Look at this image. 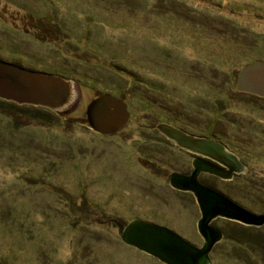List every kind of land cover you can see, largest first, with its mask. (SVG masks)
Segmentation results:
<instances>
[{"label":"rangeland","instance_id":"1","mask_svg":"<svg viewBox=\"0 0 264 264\" xmlns=\"http://www.w3.org/2000/svg\"><path fill=\"white\" fill-rule=\"evenodd\" d=\"M0 61L87 82L79 91L69 78L76 91L59 109L34 106L54 124L0 113V264H163L121 242L117 224L135 218L200 246L194 197L168 184L189 158L156 142L147 127L157 119L201 131L212 122L249 170L209 184L264 214V98L235 89L240 67L264 63V0H0ZM98 91L125 94L119 132L87 127ZM254 247L222 238L211 262L264 264V243Z\"/></svg>","mask_w":264,"mask_h":264},{"label":"water","instance_id":"2","mask_svg":"<svg viewBox=\"0 0 264 264\" xmlns=\"http://www.w3.org/2000/svg\"><path fill=\"white\" fill-rule=\"evenodd\" d=\"M236 89L264 97V63L254 61L240 68L236 76ZM76 91L72 80L59 74L33 71L0 61V99L17 104L59 109ZM89 128L108 135L121 130L130 118L125 101L110 95L91 99L85 108ZM156 128L182 149L192 151L223 165L195 159L189 174L172 172L168 177L171 188L189 192L199 209L196 229L202 243L197 246L170 229L139 218L125 224L118 223L121 242L141 251L163 264H212L210 253L223 232L213 226L216 218L227 219L245 226H264V214H257L238 203V199L197 180L200 172L229 180L233 172H242L237 158L213 139L187 135L168 124ZM249 170V167H247Z\"/></svg>","mask_w":264,"mask_h":264},{"label":"trees","instance_id":"3","mask_svg":"<svg viewBox=\"0 0 264 264\" xmlns=\"http://www.w3.org/2000/svg\"><path fill=\"white\" fill-rule=\"evenodd\" d=\"M50 71L53 72L54 74L62 75L68 79L69 78L76 79L77 80V89H79V91H81L87 85V82H85L83 80V77H81L80 75L76 76L75 74H73L74 72H71L70 70H61V69L56 70V69H54V70H50ZM79 77H81V78H79ZM92 85H94V83H92ZM120 90H123V89L120 88ZM110 92L111 91H98V93L96 94L95 97H98V96L104 95V94L110 95L109 94ZM117 92H118L119 97L121 99H123V100L126 99L124 96L125 94L123 92H120V91H117ZM224 104L225 103H221L219 101L215 105L217 107L219 106L218 107V109H219L220 107H224ZM19 106H23V105H19V104H16L14 102H10V101L0 99V113L3 115L12 116V115L17 113V114H22V116H25L27 118H30V119L35 120V121L40 122V123H44L47 125L54 124V119L50 118V115H49L50 113L48 111H47V113H45L43 111L41 112V111H38L37 109H35L36 107L33 106V107H28V109L26 107H24L23 111H21V113H18L17 110H19V109H16V108H18ZM60 114H62L61 116L67 115V117H69L68 115H70L71 113H65V111H63ZM60 114L59 115L57 114V115L60 116ZM86 123H87V121H86ZM14 126H16V125H14ZM87 127H89L88 124H87ZM233 226L235 228L233 231H231L230 229L228 231L222 230L223 231V237L222 238H225L227 240L234 242V244H236L237 246H244V245L248 246L249 245V246H251L252 249H255L254 246L256 245L257 242H258L259 246H261V242L264 243V234H259L260 238L257 235H255V237H254L253 234L251 232H249V229H250L249 226H245V225H242V224L234 222V221H233Z\"/></svg>","mask_w":264,"mask_h":264},{"label":"flooded vegetation","instance_id":"4","mask_svg":"<svg viewBox=\"0 0 264 264\" xmlns=\"http://www.w3.org/2000/svg\"><path fill=\"white\" fill-rule=\"evenodd\" d=\"M252 62H254V61H252ZM252 62H250V63H252ZM241 68V67H240ZM240 70V69H239ZM239 70H237L236 71V73H235V75L237 76V73H238V71ZM236 76H235V88H236ZM237 90V89H236ZM238 91V90H237ZM241 92V91H240ZM248 94H250V93H248ZM251 95H253V94H251ZM256 96V95H255ZM258 98H264V97H259V96H257ZM221 102V101H220ZM221 103H223V102H221ZM168 118V117H167ZM178 122V120H171V119H165V120H158L157 119V123L156 124H154V125H152V126H149V127H147V131H151V132H153L157 137H161V139L163 140H161V141H156V142H158L160 145L162 144V146H163V144H165V146L166 147H172V148H174V150H177V153H178V158L179 159H181L182 158V156L183 157H185V158H189V168L187 169V171H183V170H178V171H174V172H177V173H180V174H189L191 171H192V169H193V165H192V163H193V161L195 160V159H200V160H203V161H205V162H209V163H213V164H215L216 166H219V167H221V168H225L223 165H221V164H219L218 162H216V161H214V160H212V159H210L209 157H206V156H203V155H201V154H198V153H195V152H192V151H188V150H185V149H182L181 147H179L178 145H176L173 141H171L170 139H168L164 134H162L157 128H156V126L158 125V124H168V125H170V126H173V127H175V128H177V129H180L181 131H183L184 133H186L187 135H190V136H193V137H197V138H204V139H213V140H215V141H217V142H220L224 147H225V149H226V151L227 152H229V153H231L232 155H234L236 158H237V160H238V162L242 165V167H243V170H242V172H233V174H232V177H231V179H229V180H234V179H236V177L238 176V175H242V174H246V172H247V170H248V168H247V166L245 165V161L243 160V157L242 156H240V151L239 152H237L236 150H235V148L233 149V147L232 146H230V145H228L227 143H225L222 139H218V137H216L211 131H212V122H210L208 125H207V127H206V129H204L203 131H201V130H197V129H194V128H191V129H188L187 128V130L186 129H184V128H182V127H179L178 125H179V123H177ZM126 125V124H125ZM120 131V130H119ZM118 131V132H119ZM166 143H165V142ZM178 159V160H179ZM244 171V172H243ZM172 173V172H171ZM170 173V174H171ZM208 178H215V179H218V180H223V179H221V178H219V177H217V176H215V175H212V174H209V173H206V172H200L199 173V175H198V177H197V180L199 181V182H201L202 184H205V185H208V186H211L210 184H209V180H208Z\"/></svg>","mask_w":264,"mask_h":264}]
</instances>
